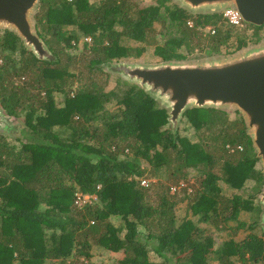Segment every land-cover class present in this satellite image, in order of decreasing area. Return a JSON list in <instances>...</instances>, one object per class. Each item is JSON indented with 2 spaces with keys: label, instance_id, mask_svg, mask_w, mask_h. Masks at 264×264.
Wrapping results in <instances>:
<instances>
[{
  "label": "trees",
  "instance_id": "obj_1",
  "mask_svg": "<svg viewBox=\"0 0 264 264\" xmlns=\"http://www.w3.org/2000/svg\"><path fill=\"white\" fill-rule=\"evenodd\" d=\"M36 26L56 61L37 58L13 31L0 36V107L24 115L37 135L12 144L0 134V264H93L96 246L123 250L118 264H264V232L256 231L262 209L245 190L246 181L261 182L263 174L243 117L188 109L183 120L199 137L192 140L172 131L167 109L139 85L118 78L122 88L108 89L101 67L140 57L147 47L163 61H178L197 49L237 51L249 38L221 12L195 14L172 0H41ZM69 26L92 38L89 55L65 52L79 38L66 34ZM57 92L65 93L63 104ZM189 169L206 190L172 194ZM145 178H159L153 192L141 185ZM218 180L235 193H222ZM78 190L96 200L77 206ZM183 202L187 214L233 234L240 227L230 223L252 212L251 232L215 249L207 227L189 215L178 223ZM114 215L123 224H114ZM150 251L163 260L152 261Z\"/></svg>",
  "mask_w": 264,
  "mask_h": 264
},
{
  "label": "water",
  "instance_id": "obj_2",
  "mask_svg": "<svg viewBox=\"0 0 264 264\" xmlns=\"http://www.w3.org/2000/svg\"><path fill=\"white\" fill-rule=\"evenodd\" d=\"M41 0H0V28L19 36L27 49L41 60L56 61L36 30L33 15ZM192 13H220L234 8L244 22L264 24V0H177ZM109 70L143 88L169 114L174 133L191 108L214 107L238 111L261 166L264 185V42L236 54L200 62L163 61L159 64L108 62ZM16 117L0 107V132L18 131ZM264 205V189L260 193ZM264 228V215L261 222Z\"/></svg>",
  "mask_w": 264,
  "mask_h": 264
},
{
  "label": "rangeland",
  "instance_id": "obj_3",
  "mask_svg": "<svg viewBox=\"0 0 264 264\" xmlns=\"http://www.w3.org/2000/svg\"><path fill=\"white\" fill-rule=\"evenodd\" d=\"M92 1H95V0H92ZM137 1H139V3L144 4V5L155 4L157 2V0H137ZM172 3L176 4L177 0H172ZM39 6H40V3L38 5V7L36 8L34 15H33V20H34L35 25H36V13L38 11ZM234 29L238 34H245L249 38L250 43L247 46L240 49L241 51L245 50V48L259 44V43H253L252 42L254 40V39H252V37H254L258 34H260L262 36V39L260 42H262V41L264 42V27L261 30H257L256 28L249 26L247 23L245 24V22L243 21V22H241L240 25H236L234 27ZM36 30H37V26H36ZM206 30H209V29H206ZM6 31H10V29L0 28V36L3 33H5ZM37 32H38V30H37ZM65 32H66V34L78 33V35H79L77 42L73 41V44L75 43L74 47H71V48L67 47L65 49V52H67V54L76 55L79 58H83L84 54L89 55L91 53L89 50V48H90L89 46L92 42V38L90 36L83 35L82 33L78 32L76 27H74V26L67 27ZM160 37H161V35H160ZM20 41L23 44L21 39H20ZM86 44H88L87 48H86ZM25 48H26V46H25ZM234 48L235 47H229L228 48V47L222 46L220 49V52H218V53L214 52V54H209L208 53L209 50H206V49H204L203 51H200L197 49L193 53L189 54L186 59L178 60V61L200 62V61H205V60H209L212 58L226 57L229 55L236 54L238 51H240V50L233 51ZM27 50H29V49H27ZM29 51L32 52L31 50H29ZM8 52H9V50H8ZM17 54L18 53L15 54V57L19 56ZM2 62H3V60L0 56V63H2ZM110 62H112V63H114V62H126L129 64L149 65V64H159V63L163 62V60H161L160 57H158L154 54L153 47H147L146 50L144 51V53L140 57L122 58L120 60L115 59V60H112ZM106 63H108V62L103 63L101 65V67L104 69L103 71L105 73L109 74L108 89H113V88L117 87L118 78H123V77L119 73H115V72H112L111 70H109L106 66ZM117 88H122V87L118 86ZM64 98H65V93H59V92L55 93V99H56L58 104H63ZM158 104L161 107H163L159 101H158ZM107 107L111 110L116 109L117 108L116 100L115 99L111 100ZM228 112H229L230 117L234 118L237 116L236 113L238 111H228ZM16 118H17L19 126H20L18 131L13 133V134H6V133L4 134L5 136H7L9 138L10 143L19 144L21 141H28V140H31L33 137L37 136L35 133H33L30 130V127L24 122V115H20ZM168 126H172V124L170 123ZM177 131H179L181 133V135L187 136V137L191 138L192 140L199 139L197 132L194 130L193 127H191L189 124L186 123L185 119L184 120L182 119V121L178 125ZM0 134H3V132H0ZM260 168H261V166H260ZM145 180H146V182H148V185H144V186L151 188L150 192H153V189L155 187H157L156 184L158 183L159 178H152V179L151 178H145ZM168 180H167V178L165 179V176H162V182L166 183V182H168ZM173 181H175V180H170L169 183L172 184ZM179 181L180 182H178V183L177 182L173 183L172 194L177 193L179 196L184 197L186 195L189 197L192 192L195 193V192H197L198 189H200L201 191L203 189H205V185H203V187H202V185L200 183L201 182L200 178L198 179V172H196V170H194V169L188 170V176H187L186 180L180 179ZM218 184L222 188V193H224L226 196H231L232 194L235 193V190L232 189L224 181L218 180ZM245 186H246L245 190H246L247 195H253L254 194L256 196V198L253 199L254 203L256 205H260L263 208L262 215L259 216L260 221H261V217L263 219V215H264V205L261 204V201H260V199H261L260 193L264 189L263 181L260 182V181H255V180H248V181H246ZM251 213L252 212L242 211V213L240 214V217H239V221L235 222V223H230L229 226H231V224H232L233 226H239L240 227L238 233L233 234V232L231 231L230 228L229 229H220V228H217V226L213 222L211 224H209L207 222H200L199 216L196 217V216H192L190 213L187 214L185 202L181 203L177 207V210H176L178 223L183 221L186 218V216L189 215V217L191 219H193L195 221V223H197L199 226L207 227L209 229V234L213 237V239L215 241V249H218L221 246H223L224 243L226 242V240H228V239L234 238L236 241H241V240L245 239L246 236L251 232V230L247 229L248 225L251 224V221H252ZM112 218H113L112 222L114 224H117V225L123 224V221H121L120 216H114ZM263 230L264 229L261 228L260 226H258L256 229L258 234H261L263 232ZM122 256H123V250H122V253H118V252L109 253L108 251H106L105 249H103L101 247H94L91 262H93V264H118V260ZM149 256H150V259L154 262H161L163 260L157 254H155V252H153V251H150ZM213 264H219V263L216 260V261H213ZM234 264H242V263L235 259ZM248 264H254V263H248Z\"/></svg>",
  "mask_w": 264,
  "mask_h": 264
},
{
  "label": "built area",
  "instance_id": "obj_4",
  "mask_svg": "<svg viewBox=\"0 0 264 264\" xmlns=\"http://www.w3.org/2000/svg\"><path fill=\"white\" fill-rule=\"evenodd\" d=\"M223 17L231 24L233 25H240L241 22H243V19L240 15V13L238 12L237 9L234 8H230V9H226L222 12ZM189 25L192 26L193 23L192 21H189ZM209 31V30H207ZM215 30L212 31V33H214ZM89 40V39H88ZM141 185H148V182H146L145 179L141 180ZM95 198L92 195L86 194L81 192L80 190H78V192H76V199H75V204L77 206H84L87 203L92 202V200H94ZM96 200V199H95Z\"/></svg>",
  "mask_w": 264,
  "mask_h": 264
},
{
  "label": "clouds",
  "instance_id": "obj_5",
  "mask_svg": "<svg viewBox=\"0 0 264 264\" xmlns=\"http://www.w3.org/2000/svg\"><path fill=\"white\" fill-rule=\"evenodd\" d=\"M222 13V12H221ZM255 204V203H254ZM256 205V204H255ZM260 206V205H259ZM261 207V206H260ZM261 209H262V211H261V213H260V216L262 215V212H263V208L261 207ZM247 212H249V211H247ZM242 213V212H241ZM261 222H262V217H261V221H260V218H259V222H258V224H259V226L261 227V228H263L262 227V225H261ZM264 229V228H263ZM263 232H264V230H263Z\"/></svg>",
  "mask_w": 264,
  "mask_h": 264
},
{
  "label": "crops",
  "instance_id": "obj_6",
  "mask_svg": "<svg viewBox=\"0 0 264 264\" xmlns=\"http://www.w3.org/2000/svg\"><path fill=\"white\" fill-rule=\"evenodd\" d=\"M115 216V215H114ZM114 216H111V221H112V217H114ZM121 221H122V218H121ZM97 247V246H96ZM106 251H108L109 253H112L110 250H107V249H105ZM118 253H122V250H121V252L119 251ZM124 254V253H123Z\"/></svg>",
  "mask_w": 264,
  "mask_h": 264
}]
</instances>
